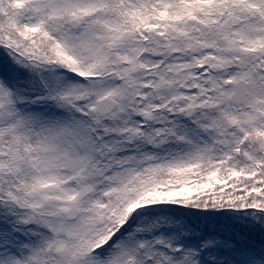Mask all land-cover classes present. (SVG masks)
<instances>
[{
	"label": "snow or ice",
	"instance_id": "obj_1",
	"mask_svg": "<svg viewBox=\"0 0 264 264\" xmlns=\"http://www.w3.org/2000/svg\"><path fill=\"white\" fill-rule=\"evenodd\" d=\"M0 264H264V0H0Z\"/></svg>",
	"mask_w": 264,
	"mask_h": 264
}]
</instances>
